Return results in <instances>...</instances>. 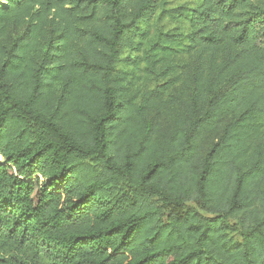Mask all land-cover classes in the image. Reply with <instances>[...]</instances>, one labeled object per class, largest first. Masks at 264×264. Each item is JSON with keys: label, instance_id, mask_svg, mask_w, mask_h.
Returning <instances> with one entry per match:
<instances>
[{"label": "trees", "instance_id": "obj_1", "mask_svg": "<svg viewBox=\"0 0 264 264\" xmlns=\"http://www.w3.org/2000/svg\"><path fill=\"white\" fill-rule=\"evenodd\" d=\"M262 1L0 0V264H264Z\"/></svg>", "mask_w": 264, "mask_h": 264}, {"label": "rangeland", "instance_id": "obj_2", "mask_svg": "<svg viewBox=\"0 0 264 264\" xmlns=\"http://www.w3.org/2000/svg\"><path fill=\"white\" fill-rule=\"evenodd\" d=\"M262 3H264V1H262ZM262 3L257 2L255 4L257 6H260V5H262ZM198 4H199V0H166V6L165 7H166V10L182 8L184 11L189 13L192 9L196 8L198 6ZM158 13H159V11H157V13L155 15V18H154L155 20H156ZM158 26H159V28H161V29L163 28L165 30L172 29V28H179L182 32H188L189 31V23H187L186 21L181 20V19L178 21H173L166 16H163V18L159 22ZM19 32L20 31L17 30V32L14 35H17ZM186 63H187V65H186L185 72L190 73L193 61L192 60L187 61V59H186Z\"/></svg>", "mask_w": 264, "mask_h": 264}]
</instances>
